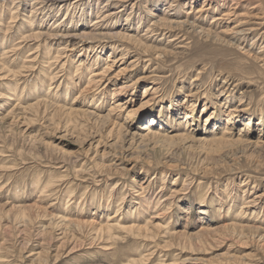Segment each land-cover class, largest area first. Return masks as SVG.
<instances>
[{"label": "rangeland", "instance_id": "1", "mask_svg": "<svg viewBox=\"0 0 264 264\" xmlns=\"http://www.w3.org/2000/svg\"><path fill=\"white\" fill-rule=\"evenodd\" d=\"M31 2L0 0V264H264V0ZM99 10L124 35L50 85L66 38L24 36Z\"/></svg>", "mask_w": 264, "mask_h": 264}, {"label": "bare ground", "instance_id": "2", "mask_svg": "<svg viewBox=\"0 0 264 264\" xmlns=\"http://www.w3.org/2000/svg\"><path fill=\"white\" fill-rule=\"evenodd\" d=\"M81 0H73V2H71L72 4H78ZM56 3V0H32L31 2V10L33 8H35L36 6H38V8H36V10L34 9L35 12L39 11L40 14L42 15H51L50 14V10L51 8H48L49 6L51 5H54ZM70 3V4H71ZM102 2L99 3V5L101 4ZM48 5L46 6V8H43L45 5ZM101 6H104V4L102 3L100 5ZM95 7V6H94ZM99 7V9H100ZM40 8V9H39ZM97 9V8H96ZM17 10L18 8L16 7L15 8V11L13 9V12H12V18H16L17 16ZM60 10V8H57V13L58 11ZM68 10V9H67ZM34 11H31V15H32V12ZM88 11V10H87ZM84 12V11H83ZM97 12V11H96ZM74 13V12H73ZM35 14V13H34ZM37 14V13H36ZM87 14V13H86ZM97 16L94 18V22L92 23V27H90L88 30H76V27H74L72 29V31H58V30H47V31H42V30H38V31H34V33H30L28 34L27 36H24V40L26 41H29V40H33L35 41V39H40V42H48V46H49V49H50V46L52 45L51 43V40L55 39V38H60L59 40L63 41L65 38H66V41L65 42H61L57 45L58 48H56L55 50V56H53L52 58L54 59V62H50L49 66L48 67H55L54 70L50 71L49 72V81H51L50 85H52L54 83V81L58 78H62L61 75H63L62 73L59 74L60 72H64V66H65V61L62 62L60 64V61L61 59H65V58H69L68 56V52L69 51H73V49L76 48V46L79 47L80 49V53L81 54V51L82 50H90V49H95L96 47H100L102 45H100V41H102L101 39L105 38V37H108V38H117V37H120L122 35H124V32L121 31L122 29L114 32L112 29H109V31H102V30H105L107 27H110L109 24H103L104 22L102 21H105L107 20L108 18H114L115 17V14L116 12L114 11H107V12H102V10H99L97 13ZM66 17V13H65V16L64 18ZM69 17V20H73V16H68ZM130 18V17H129ZM78 22L81 20V17H78ZM62 20H55L54 24L56 23V25L54 27H56L57 25L61 24ZM125 24L126 25L128 22H129V19L128 18H125ZM166 22V21H165ZM130 23V22H129ZM32 25V26H31ZM31 28H33L34 24H31ZM77 25V24H76ZM129 25V24H128ZM82 26V25H81ZM80 26V27H81ZM112 26H115L114 24ZM79 27V26H77ZM79 27V28H80ZM120 28H123V27H120ZM35 29V28H33ZM124 31L126 32V30L128 29V27H124ZM251 29V28H250ZM122 32V33H120ZM130 36H128L127 38L129 39ZM122 39H126V38H123ZM132 39V38H131ZM86 41H90V43H92L93 41H97L96 44L94 46H90L88 45L87 47H84V42ZM51 43V44H50ZM26 44V43H25ZM14 45V44H13ZM18 45V44H17ZM40 45V44H39ZM60 45H62V47H59ZM115 44H111L110 47L112 48H115ZM14 48H12L13 51H17L18 49L20 48H17L16 46H13ZM117 47V46H116ZM101 48V47H100ZM37 50H35L36 52ZM34 53V52H33ZM35 54V53H34ZM60 54H64L65 56H62V57H65V58H61V59H58V57L60 56ZM32 55V54H31ZM37 55H35L34 57H36ZM5 58L4 56H2V59ZM7 60V59H6ZM1 61V59H0ZM56 61V62H55ZM49 63V62H48ZM60 64V70L59 71H55L57 65ZM79 64L80 62L78 63V65L75 66V72L72 76L73 80L76 78L77 80L81 78V68L79 67ZM32 66V65H31ZM2 68V67H0ZM80 69V70H79ZM129 69V68H128ZM79 70V71H78ZM9 71V70H7ZM122 71H126V69L122 70ZM10 72V71H9ZM65 73V72H64ZM44 74V73H43ZM59 74V75H58ZM76 74V75H75ZM15 75V74H14ZM66 78V79H65ZM104 78V75H103V72H99V73H94V72H90L89 74V77H88V80H89V84H87L82 90L81 92L83 93V91H94V89L92 88L93 85H95V88L98 89L100 87V85L103 83L102 80ZM69 79V78H68ZM67 79V76L65 74V77H64V80H68ZM134 81L132 83H135L137 81V79H133ZM102 82V83H101ZM106 82H104L105 84ZM39 86V85H38ZM57 87H59V84L57 85ZM49 88H51V86H49ZM116 89V88H114ZM115 91V94H118L119 91L118 90H114ZM90 92V93H91ZM94 96V95H93ZM94 98V97H93ZM99 100V99H98ZM117 106H119V104H117ZM116 106V107H117ZM95 108H97V106H94ZM136 110V109H135ZM94 112V111H93ZM110 110H108V114H109ZM87 113V112H86ZM111 113V112H110ZM93 115V114H92ZM110 115V114H109ZM234 115V113H228V117L229 118H232V116ZM166 118L168 117V115L165 116ZM189 117V116H188ZM101 118V117H100ZM228 118V119H229ZM151 119V118H150ZM168 119H175V117H169ZM207 120V119H206ZM109 121V120H108ZM151 123H153V120H151ZM175 121L173 120L172 122H170V128H172V124H174ZM111 191V190H110ZM94 223V222H93ZM108 223V222H107ZM107 226H110V224H106ZM99 228V226H98Z\"/></svg>", "mask_w": 264, "mask_h": 264}]
</instances>
